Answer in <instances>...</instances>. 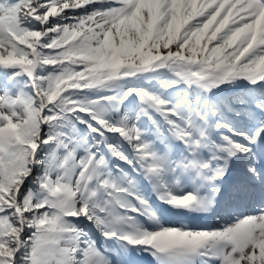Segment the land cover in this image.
I'll use <instances>...</instances> for the list:
<instances>
[{
    "label": "snow or ice",
    "instance_id": "6c2138e0",
    "mask_svg": "<svg viewBox=\"0 0 264 264\" xmlns=\"http://www.w3.org/2000/svg\"><path fill=\"white\" fill-rule=\"evenodd\" d=\"M0 264H264V0H0Z\"/></svg>",
    "mask_w": 264,
    "mask_h": 264
}]
</instances>
